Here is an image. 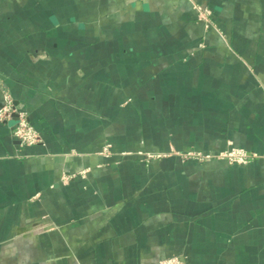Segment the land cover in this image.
<instances>
[{
	"label": "crops",
	"instance_id": "1",
	"mask_svg": "<svg viewBox=\"0 0 264 264\" xmlns=\"http://www.w3.org/2000/svg\"><path fill=\"white\" fill-rule=\"evenodd\" d=\"M4 92L0 264H264V0H0Z\"/></svg>",
	"mask_w": 264,
	"mask_h": 264
},
{
	"label": "built area",
	"instance_id": "2",
	"mask_svg": "<svg viewBox=\"0 0 264 264\" xmlns=\"http://www.w3.org/2000/svg\"><path fill=\"white\" fill-rule=\"evenodd\" d=\"M204 16V15H203ZM0 121H11V130L20 143L26 145L36 144L42 141L39 131L29 122L27 112L15 105L12 96L8 92H4L0 103ZM109 145L103 147V153L106 154ZM187 157L197 159L208 158L209 154H202L199 151H189L184 154ZM219 157H224L230 164L241 165L245 164L251 154L248 150L242 147L231 146L218 154ZM178 256H172L161 259L157 264H181Z\"/></svg>",
	"mask_w": 264,
	"mask_h": 264
},
{
	"label": "rangeland",
	"instance_id": "3",
	"mask_svg": "<svg viewBox=\"0 0 264 264\" xmlns=\"http://www.w3.org/2000/svg\"><path fill=\"white\" fill-rule=\"evenodd\" d=\"M106 145H109V144H106ZM105 145V146H106ZM108 152H109V147H108V151L106 152V154H108ZM200 152V151H199ZM202 153V152H201ZM203 154V153H202ZM147 158L148 157H153V154H148L147 156H146ZM203 159H206V158H203ZM203 159H200V160H203ZM163 259H165V258H163Z\"/></svg>",
	"mask_w": 264,
	"mask_h": 264
}]
</instances>
